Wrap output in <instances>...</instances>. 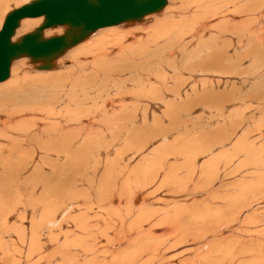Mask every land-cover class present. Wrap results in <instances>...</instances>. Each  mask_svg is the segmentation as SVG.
I'll list each match as a JSON object with an SVG mask.
<instances>
[{
    "label": "bare ground",
    "instance_id": "obj_1",
    "mask_svg": "<svg viewBox=\"0 0 264 264\" xmlns=\"http://www.w3.org/2000/svg\"><path fill=\"white\" fill-rule=\"evenodd\" d=\"M189 1L97 30L54 70L11 64L0 264H264V0ZM229 110L249 137L214 129Z\"/></svg>",
    "mask_w": 264,
    "mask_h": 264
},
{
    "label": "water",
    "instance_id": "obj_2",
    "mask_svg": "<svg viewBox=\"0 0 264 264\" xmlns=\"http://www.w3.org/2000/svg\"><path fill=\"white\" fill-rule=\"evenodd\" d=\"M166 4L167 0H32L8 12L0 28V83L9 78L14 61L26 58L37 70H54L58 59L97 30L134 25ZM39 17V27L13 40L23 19ZM58 26L63 34L44 37V30Z\"/></svg>",
    "mask_w": 264,
    "mask_h": 264
},
{
    "label": "rangeland",
    "instance_id": "obj_3",
    "mask_svg": "<svg viewBox=\"0 0 264 264\" xmlns=\"http://www.w3.org/2000/svg\"><path fill=\"white\" fill-rule=\"evenodd\" d=\"M6 1L7 0H5L4 1V3H3V5L2 6H4V8L1 6V11H0V13H2V18L4 19V17H5V14L6 13H8V12H10L11 10H12V8H14L15 6H16V8H18V7H20V6H22L24 3H25V1L23 2V0H8L7 1V3L9 2V4H7L6 3ZM28 1V0H27ZM23 2V3H22ZM191 2H193V4H194V1H189L188 2V4H187V2H186V5L188 6V8L186 9V6H185V4H184V6H185V10H186V12H188V11H191V9H193L194 8V5L193 4H190ZM6 3V4H5ZM20 4H22V5H20ZM20 5V6H19ZM208 5V4H207ZM6 7H8V8H6ZM191 7V8H190ZM3 8V9H2ZM8 9V10H7ZM10 9V10H9ZM189 9V10H188ZM7 10V11H6ZM158 15V14H157ZM162 15V14H161ZM157 18H158V16H157ZM157 18H152V20L150 21V23H148V24H146V25H150V24H152L153 23V21H154V19H157ZM3 21L4 20H2V24H3ZM143 26H146V25H144V24H142ZM142 25H140V26H142ZM32 25H30V27H31ZM34 27H37V25L35 26H32L31 27V29L30 28H28V30H26V31H31ZM30 29V30H29ZM125 30H128V29H125ZM120 31H123V30H119L118 31V33L120 32ZM106 33H109V32H106ZM106 33H104V34H106ZM102 34H103V32H102ZM107 35V34H106ZM93 37H95V36H93ZM92 37V38H93ZM90 40V39H89ZM88 41V40H87ZM83 57H89V55L88 56H83ZM89 59V58H88ZM66 61V60H65ZM68 62V61H67ZM17 67H19L21 70H22V68L20 67V66H17ZM65 66H63V67H61V68H64ZM24 70V69H23ZM60 70V69H59ZM58 71V70H57ZM102 79L103 80H105V78L104 77H102ZM100 80V79H99ZM1 85V84H0ZM253 85V84H252ZM251 86V85H250ZM4 87H6V86H3V87H0V89H6V88H4ZM252 87V88H251ZM251 87H249V86H247V88H248V94H245V95H243V97L244 96H253V86H251ZM252 91V92H250V91ZM252 94V95H249V94ZM247 104H251V102H247ZM233 112V113H232ZM2 113V114H1ZM3 114H4V112L0 109V116H3ZM234 114H235V116H234ZM253 114V113H252ZM214 117H216V116H218V114L217 115H215V114H212ZM212 115H206L207 117L206 118H208V120H207V122H211V119H212ZM245 117H243L242 118V122L240 121L241 120V114H237L236 112H234V111H224L223 112V114H221L220 116H219V119H220V122L219 123H217V124H215V126H214V129L218 126V127H221V128H223V129H225L226 130V134H225V136H224V141L226 140V139H228V138H230V137H233V136H236L234 139H236V141L237 140H239V139H241V138H243V136L244 137H249L250 136V132L249 131H252L253 130V123H250V122H253V116L252 115H249V114H243ZM240 116V117H239ZM210 117V118H209ZM235 117V118H234ZM222 118V119H221ZM240 119V120H239ZM237 120V121H236ZM251 120V121H250ZM244 122V123H243ZM212 123V122H211ZM250 124V125H249ZM184 126V125H183ZM244 126V127H243ZM214 129H209L208 131H198L197 133L199 134V132L200 133H207V132H213L214 131ZM211 130V131H210ZM247 132V133H246ZM182 133H184V132H182ZM238 133H240V137L239 136H237V134ZM253 133V132H252ZM251 133V134H252ZM253 135V134H252ZM253 136H251L250 137V141H251V143H252V138ZM249 141V142H250ZM177 152L175 151V150H173V155H175ZM171 155V154H170ZM170 155H168V154H165V157H169ZM165 196H167V195H165ZM176 197H174V199H175ZM169 199H170V201L171 200H174L173 199V197L171 198V197H168V199L166 198V199H163V201L165 202H167V203H170V201H169ZM177 199V198H176ZM193 220H191V222H192ZM190 222V221H189ZM192 223H195L194 221L192 222ZM213 223V225H215V221H213L212 222Z\"/></svg>",
    "mask_w": 264,
    "mask_h": 264
}]
</instances>
